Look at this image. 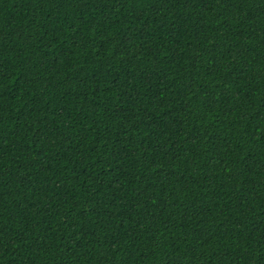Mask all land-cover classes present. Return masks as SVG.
Listing matches in <instances>:
<instances>
[{
	"label": "trees",
	"instance_id": "obj_1",
	"mask_svg": "<svg viewBox=\"0 0 264 264\" xmlns=\"http://www.w3.org/2000/svg\"><path fill=\"white\" fill-rule=\"evenodd\" d=\"M0 264H264V0H0Z\"/></svg>",
	"mask_w": 264,
	"mask_h": 264
}]
</instances>
